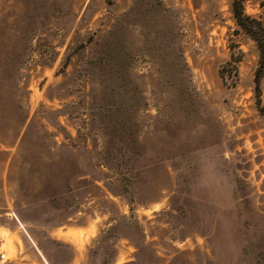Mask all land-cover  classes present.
I'll list each match as a JSON object with an SVG mask.
<instances>
[{"label": "rangeland", "instance_id": "rangeland-1", "mask_svg": "<svg viewBox=\"0 0 264 264\" xmlns=\"http://www.w3.org/2000/svg\"><path fill=\"white\" fill-rule=\"evenodd\" d=\"M233 1L0 0V264H264V65Z\"/></svg>", "mask_w": 264, "mask_h": 264}, {"label": "trees", "instance_id": "trees-1", "mask_svg": "<svg viewBox=\"0 0 264 264\" xmlns=\"http://www.w3.org/2000/svg\"><path fill=\"white\" fill-rule=\"evenodd\" d=\"M243 0H234L232 4V9L234 13V17L237 23L242 26L251 37L257 42V45L260 49L261 56V66L264 65V28L261 23L246 15L242 8ZM258 80L256 79V83Z\"/></svg>", "mask_w": 264, "mask_h": 264}, {"label": "built area", "instance_id": "built-area-1", "mask_svg": "<svg viewBox=\"0 0 264 264\" xmlns=\"http://www.w3.org/2000/svg\"><path fill=\"white\" fill-rule=\"evenodd\" d=\"M6 260H9V258L7 257V252L6 251H0V262H4Z\"/></svg>", "mask_w": 264, "mask_h": 264}]
</instances>
